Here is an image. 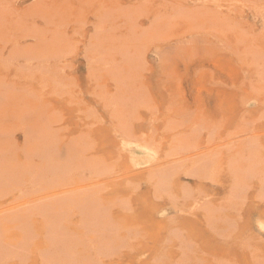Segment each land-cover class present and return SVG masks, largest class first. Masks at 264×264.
I'll list each match as a JSON object with an SVG mask.
<instances>
[{
  "label": "rangeland",
  "instance_id": "374dc122",
  "mask_svg": "<svg viewBox=\"0 0 264 264\" xmlns=\"http://www.w3.org/2000/svg\"><path fill=\"white\" fill-rule=\"evenodd\" d=\"M113 1L125 7L132 2ZM207 1L212 7L202 20L211 14L221 13L220 23L207 24L201 28V32L211 41L198 44L196 50L192 49L187 55L191 57L190 61H184L188 58L180 53L177 55V60L167 64L168 67H166L167 65H160L156 57H149L147 65L132 67L126 71V74L121 73L122 70L116 67H87L81 53V44L78 45V42L82 38L81 32L88 27L86 22L91 20L92 6L77 2L62 4V7H59L58 24L62 31L68 32L67 37L74 43L71 41L70 47L64 53L66 56L63 55L59 59L57 67L45 68L39 63L30 66L28 64L31 63H28L19 68L7 65V68L0 69V143L7 147L6 149L0 145V155L4 154L0 161L4 159L5 162L0 163V167L7 169L6 174L0 173L2 176L0 177V205L3 203L0 209V264H81V261L82 264H264V228H262L264 226V194L259 196L264 192L257 193L259 190L245 192L238 197L242 198L241 200L235 198L231 201L229 187L225 188V184H229L226 182L227 176H223L220 172L216 175L214 172L204 181L207 193L218 200V203H222L221 205L216 202L219 208L214 207L211 212L212 217L196 209L193 203L195 196L193 192L198 189L199 184L195 179L187 178L184 174L180 183L185 186L189 184L188 187L194 195L190 192L187 196L181 194L174 199L173 197L161 198L159 193L150 187L145 177L134 176L136 173L133 168L126 167L123 161H128L130 165L129 159L119 158L114 147L116 145L115 130H119L114 117H117L118 112L117 114L114 112V116L110 108L104 107L112 103L116 87L120 86L125 95L128 94L136 101L132 107L133 114L127 118L128 122L130 120L129 124L134 123L137 128L143 130V134L148 135L154 131V128H159V133H162L165 129L163 125L170 116L183 109L186 110V101L192 103L193 99L207 100L208 95H212L211 99H213L217 97L216 94H219L218 98L227 110L223 113L226 119L223 120L225 136L237 133L239 128L256 126H259L261 134L264 135V107L250 119L243 120L240 117V109L245 107L250 114L255 112L258 106L255 97L251 94L252 90L243 88L249 77L248 62L240 55V51H237L234 41L238 39V46H241V39L247 38L243 44L244 47L249 40L248 37L264 38V0H256L257 4L253 0ZM134 2L137 0L132 3ZM229 17H232L233 21H229ZM69 50L71 51L68 52ZM69 54L70 57L67 56ZM186 67H191L187 76ZM113 75H127L128 78L122 83V79L115 81ZM55 78L61 79L56 82ZM42 115H44L43 118ZM47 123L60 130L57 136L74 138V142L79 143L80 150L88 157L77 159L80 165L72 164L67 167L64 175L55 176V179L51 181L43 178L44 180L38 186L30 182V173L33 172L32 170L35 172L38 168L41 169L44 166L41 160L46 158L42 159L35 154L29 157L22 149L25 148V136L21 128ZM14 141L19 146L15 144L14 146ZM118 147L123 148V145ZM47 148L53 150L49 146ZM38 149V153L43 150L41 147ZM56 150L54 149L53 154ZM166 152L161 151L159 155H165ZM139 156L143 160L149 159L146 155ZM60 162H63L64 166L65 160ZM61 163L60 166H62ZM28 166L30 169L28 174L21 172L18 168L24 169ZM48 168L51 169L47 167L45 170ZM96 169H99V174L103 171L105 173L99 175L95 172ZM61 170L56 168V171ZM10 171L16 178L7 176V172L10 173ZM54 174L51 173V175ZM215 178V183L211 182ZM94 180H99L94 183L97 186L85 193H80L84 191L81 190L76 194L69 193L70 197L64 195L42 202L35 201L34 198L45 188L64 186L65 192L85 187ZM171 181L170 189L173 188ZM90 194L94 195L95 200L104 209L101 206H99L100 209L97 208L95 201L97 207L91 205L87 197ZM242 196H245L244 199ZM85 197L86 200H84ZM25 198L32 199L31 204L27 207L19 206V201ZM76 200H81V203ZM233 207L234 210H232ZM91 211L93 215L97 212L95 214L98 218L96 215L91 217L93 216ZM87 212L90 214L86 216ZM4 222L16 225L15 230L20 233L21 240L20 244L16 245L17 248L6 243V233L2 229ZM35 243H40L43 247L35 251L33 250ZM55 249H57L56 253Z\"/></svg>",
  "mask_w": 264,
  "mask_h": 264
},
{
  "label": "bare ground",
  "instance_id": "6f19581e",
  "mask_svg": "<svg viewBox=\"0 0 264 264\" xmlns=\"http://www.w3.org/2000/svg\"><path fill=\"white\" fill-rule=\"evenodd\" d=\"M128 1L133 2L134 0ZM253 1L257 4L256 0ZM77 2L80 4L86 3L92 6L91 20L86 22L88 27L81 32L80 37L82 36V38H80V41L78 42V45L81 44L82 52L81 49L80 52L83 53V60L86 62L87 67H116V69L122 70V72L120 71L121 73L125 72L124 74H126V71L132 67L147 65L149 63V57H156L155 59H157L160 65H167L175 62L178 57L177 55L180 53L187 57L192 49L196 50L198 48V44H206L211 41L207 38L208 36L201 32V28L207 24L217 25L220 23L219 20L221 18V13H217L218 15L211 14L209 17L205 18V20H202L204 16L208 15L212 7V5L208 4L207 0H137V2L134 3L130 2L126 7L113 0H0V69L7 68V65L19 68L28 63H31L28 64L30 66L39 63L45 68L57 67L59 59L64 55L67 48L70 47L71 41L73 42V40H70L69 37H67L68 32L62 31L61 26L58 24L57 14L59 7H62V4L67 5L69 3ZM72 6L74 5L72 4ZM254 8L256 9L255 6ZM229 21H233V18L229 17ZM248 38L249 40H247L248 42L244 47L243 44L246 42L247 38L241 39V46H238V39H234V41L235 47L238 49L237 51H240V55L245 57L248 62L247 74L249 77L247 84L245 83L243 88L252 90L251 94L255 97V102H257L258 107L255 112L250 114L247 108L244 107L243 109H240V117L243 120L250 119L252 115L259 113L264 107V38ZM74 49L76 50V47ZM70 51L71 50L68 52ZM28 53L29 55H26ZM25 55L28 57L26 58ZM67 56L70 57V54ZM187 58L188 59L184 61L191 60L189 59L191 57ZM31 61L37 62L32 63ZM59 64H61V62ZM166 67H168V65ZM190 69L191 67H186V76L189 74ZM113 78L115 81L122 79L123 83L128 76L113 75ZM60 79L55 78V81H60ZM116 88L112 103H110V105L108 103L104 106L110 108V112L113 115L118 112L116 115L117 117H114L117 121L116 126L119 129L115 130L116 145L114 147L116 148L120 159H129L130 165H128V161L123 162L127 165V168H133V171L136 173L134 176L138 178L145 177L150 187L155 190L156 193H159L161 198L171 199V197H173L174 199L178 198L181 194L187 196L190 192H193L188 187L189 184L188 186H185V184L182 185L180 183L181 179H183L182 175L184 174L187 178L195 179L199 184L198 189L193 192L195 194L193 203L196 209L201 210L208 217H212L211 212L214 207H218L217 205H222V203H218V200H215L207 193L204 181L205 179H209V176L213 175L214 172L216 175H218L217 172H220L223 176H227L226 182L229 184H225V188L229 187L231 201L235 198L237 199L245 192L249 193L250 191L255 190H259L257 193L264 192V135L261 134L262 131L259 126H256L239 128L237 133H234L231 136H225V122H223V120L226 119L223 113H226L227 110H225L222 102L218 98L219 94H216L217 97H214V100L211 99L212 95H208L207 100L193 99L192 103L186 101V110L183 109V111H179L177 114L170 116L167 122L163 125L165 129H163L162 133H159V128H154V131L145 135L141 128H137L134 123H130V125V120L128 122L127 119L133 114L132 107L136 103L135 99L128 96V94L125 95L120 86H117ZM199 110L201 111L199 112ZM43 117L44 115H42V118ZM260 119L262 118L260 117ZM21 131L25 136V148L22 149L26 151L29 157H32V155L35 154L42 159L46 158L41 160V164L44 162V166H42L41 169L38 168L35 172L32 170L33 172L30 173L29 166L24 169L18 167L21 172L30 173V182L32 184L35 183L38 185L44 180L43 178L47 181H51L52 179H55V176L58 177L60 174L64 175L67 171V167H70L72 164L80 165L77 162V159L88 157L87 154L80 150L79 143L74 142V138L64 135L57 136L60 130L58 131L55 129L52 124L47 123L46 125L40 126L30 125L28 128H21ZM41 143H44V145H40ZM14 144L19 146L15 141L13 142V145ZM121 144L123 145V148L118 147ZM0 145L7 149L4 144L0 143ZM39 146L43 148V150L41 149V153L37 152V149L40 148ZM47 146L51 147L53 150H50ZM54 149H57V153L55 152V154H53ZM161 151L167 152L165 155L160 156L159 153ZM81 152L83 154H81ZM3 155L4 154L0 155V159H2ZM139 155H146L149 159L143 160ZM60 156L63 157V159ZM59 159L65 160V164L67 165L64 164V166L66 168L62 164L63 162H60L62 164V166H60ZM3 160L0 161L1 164L5 163ZM57 162L60 167L56 165ZM52 163H55V167ZM141 165H145V167H140ZM51 166L53 167L51 168ZM44 167H50L51 169L48 168L45 170ZM61 167H63V170H61ZM56 168L62 172L56 171ZM102 169L104 170V168ZM19 170L17 169L18 173L20 172ZM98 170H95L97 174H99ZM5 171H7L6 168L0 167L1 175L6 174ZM54 171H56V174H54ZM7 173L9 178H16L12 171ZM51 173L54 175H51ZM104 173L105 172L103 171L100 174L103 175ZM214 176L212 177L214 178ZM0 177L2 178V176ZM212 177H210V179ZM215 180L216 178L210 181L214 182ZM97 181L99 180H94L85 187H78L79 189L65 192L64 190L66 187L64 186L45 188L34 198L36 199L35 201L42 202L44 200L50 201L55 198H60L61 196L69 195V193L72 192H75L76 194V192L79 193L81 190L84 191H81L80 193H85L93 190L94 187L97 186V184H94ZM170 181L171 183L173 182V188L171 187V189L169 187L171 186L169 185ZM2 183H4V181ZM263 194L264 193L259 196ZM87 197L89 198L88 201L91 205L93 204L95 207V203H97V208L100 209L99 206H101V208L104 209V207L99 205L100 203L95 200L93 194L87 195ZM241 199L242 198L239 200ZM31 200L32 199L25 198L19 201L18 205H26L27 207V205L31 204ZM84 200H86V197ZM60 201L62 202L61 199ZM77 202L81 203V200H78ZM65 203L66 202L64 201V205ZM241 203L243 202L241 201ZM2 205L3 203L0 205V209L2 208ZM234 207L232 210H234ZM82 208L81 204V211ZM20 209L22 208L20 207ZM236 209L237 208H235V210ZM17 212L19 213V211ZM87 213L86 216L90 214L89 212ZM95 213L97 214V212ZM95 213L94 215H96ZM91 214L93 215L92 211ZM52 215H54V213ZM94 215L90 216L94 217ZM99 215L101 214L99 213ZM2 216H4V214ZM96 218H98L97 215ZM7 222H9V220ZM99 226H101V224ZM102 227L104 226L102 225ZM15 228L16 225L11 224V222L10 224L5 223L2 228L6 233V243L14 246L21 241L20 233L16 231ZM262 228H264V226ZM121 240L122 239H120V241ZM52 241H54L53 238ZM112 243L113 242H111V244ZM42 247V244L35 243L33 250L38 251ZM56 250L57 249H55V253ZM98 250L99 248L97 249V252ZM12 252L14 251L12 250ZM15 253L17 254V251ZM82 263L83 262L81 261V264Z\"/></svg>",
  "mask_w": 264,
  "mask_h": 264
}]
</instances>
